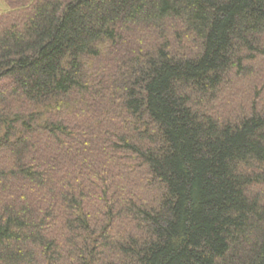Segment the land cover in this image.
Masks as SVG:
<instances>
[{"label": "trees", "instance_id": "1", "mask_svg": "<svg viewBox=\"0 0 264 264\" xmlns=\"http://www.w3.org/2000/svg\"><path fill=\"white\" fill-rule=\"evenodd\" d=\"M0 264H264V0H4Z\"/></svg>", "mask_w": 264, "mask_h": 264}, {"label": "rangeland", "instance_id": "2", "mask_svg": "<svg viewBox=\"0 0 264 264\" xmlns=\"http://www.w3.org/2000/svg\"><path fill=\"white\" fill-rule=\"evenodd\" d=\"M8 9L7 4L4 2V0H0V13Z\"/></svg>", "mask_w": 264, "mask_h": 264}]
</instances>
